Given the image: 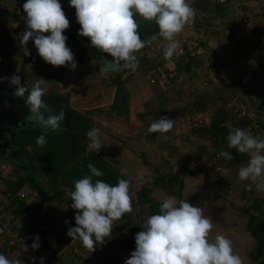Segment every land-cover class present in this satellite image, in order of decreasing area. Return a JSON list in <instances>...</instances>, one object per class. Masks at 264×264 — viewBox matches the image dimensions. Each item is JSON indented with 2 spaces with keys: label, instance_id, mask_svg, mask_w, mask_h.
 Returning <instances> with one entry per match:
<instances>
[{
  "label": "rangeland",
  "instance_id": "obj_1",
  "mask_svg": "<svg viewBox=\"0 0 264 264\" xmlns=\"http://www.w3.org/2000/svg\"><path fill=\"white\" fill-rule=\"evenodd\" d=\"M192 1L188 0V3L192 4ZM237 1L245 7H240L233 13L232 17H236L239 10L249 13L247 29L244 28L238 33L237 39L234 36H231L232 39H230L229 31H232L234 26L230 22L233 20L232 18L230 20H224L223 17L215 19V27L221 30L220 37L211 35L213 27H210L207 32L208 35H205L203 34V28L200 29V32H196L192 27L194 23L187 25L183 32L176 37L180 43V48L177 49L176 54L171 59L166 60L158 69V72L165 74L172 83L170 76H173L176 60L178 55L181 54L179 50L182 49L183 52L191 50L192 52L195 44V47H197L195 54H202L204 48L207 47L215 50L218 57L213 58L214 63H211L213 65L209 72L207 63H204L202 67L195 71L194 78L190 79L185 74L180 76L179 79H173L174 84L171 86L170 80L168 84L162 82L159 73L157 74L155 71L144 75H140L135 71L138 74L137 79L126 82L131 92L129 122L125 121L124 116H109L114 90L121 80L114 73L108 72L106 74L110 77H106L104 81H101L97 61L76 62L75 74L72 75L75 78L74 81L71 80L70 74L64 73L53 87L59 93L69 95L72 102L71 106L68 107L69 109L87 115L93 120L91 129L94 127L100 129V138L105 146L99 152L109 161L116 159L114 161L115 166L133 185L134 192L131 194L133 211L131 213L134 221L144 224L148 217L146 212H140V206L136 203V193L143 185H147L152 188L153 195L161 201L167 198H175L177 201L186 199L190 204L202 207L205 214L213 220V229L209 236L211 241L214 242L217 235H223L232 241L234 253L241 256L244 264H264V215L262 217L255 215V212H252V215H247L243 211L234 208L237 203H242L241 188L245 187L247 181H240L237 174L235 175L233 171H227L225 167L219 164H217L219 165L217 169L221 170L222 173L216 171L214 162L217 163V161L210 155L209 140L192 135L190 128L187 126L188 123L186 124L188 118L189 120L192 119L191 121L199 122V124L203 122L204 126L206 125L205 122H208L205 121L207 114L204 115V113L197 110L189 113L193 107L200 106L201 108L204 105L203 109L208 110V115L212 116L213 114L214 116L223 109L225 98L229 93L235 95V92L239 89L246 93L243 81L235 85L233 83L235 77L233 76L230 77L231 79L229 78L230 82H228L231 85H228L232 87L235 85V89L232 90L234 93L230 92L228 87L223 89L221 79L228 71L237 70L238 66L243 63L248 64L250 67L246 66L252 71L254 69L252 66L257 65L261 69H256V75L253 77L258 80L262 78L260 70H264V57L262 58L264 56V39L263 42L259 43V46L255 47L256 49L254 48L252 53L243 56V60L240 59L238 47H233L232 51L230 47L234 45L236 40L238 45L241 42L240 40L244 39L246 41L248 37L254 40V28L261 26L264 21V0H256L257 2H254V0H236L235 2ZM8 2L6 8L9 10H12L13 5L17 3L15 0H9ZM60 4L70 22L68 29L78 31L80 25L76 21L75 10L69 6L68 0H61ZM4 5L5 3L0 7V27L2 26L0 33L3 27L14 28L16 31L23 32L25 22L22 17L26 14L21 13L10 17L8 11L3 9ZM206 13L208 14V10ZM262 34L264 37V32ZM205 38L209 39L207 44L201 45ZM155 44L151 47L155 48L149 52L154 60L159 54L163 55L162 51L158 52L157 49L163 50L166 41L161 39ZM225 45L227 46L226 49ZM9 46L10 41L0 36V61L1 59L6 60L12 66V72L15 74L19 69L18 60L20 58L12 57L5 52ZM216 47L218 51H216ZM71 51L75 57L77 49ZM165 90L168 93L164 98V107H161L157 94L165 92ZM261 91L262 93H256L259 94V97L264 94L262 88ZM256 94L253 93L252 96H256ZM93 107H99L101 111L85 113L88 108ZM161 109L176 110L178 114L177 118L174 119L173 129L165 134L166 139L159 133L146 135V129L152 122L157 121L159 116L154 113L148 114L144 118L139 116V113L145 110H154L157 113ZM73 111L70 112L73 113ZM122 142H126L125 146ZM185 168L190 170L191 173L185 176L180 175L181 170ZM16 169L18 167L9 163L0 155V175L8 176L9 174L11 176V173ZM19 170L22 169L19 168ZM220 173L221 175H219ZM162 175L169 181L172 191H175L182 182V199H177L171 194L164 195L160 192L155 184V179H160ZM229 181L238 184L237 191L233 192L232 195H227L224 191L226 189L225 185ZM23 192L26 194L25 197L29 199L34 195L38 199L43 198L47 205L43 216L52 221L51 226L55 231L53 236L55 246L53 249H49L50 264H124L130 253L135 250V238L133 237L130 242H126L125 230H120L119 222L116 221L111 238L104 245H97L94 252H88L79 240L72 239L67 235L68 228L65 226L64 220L61 219V215L60 221L54 217L62 214L63 208L48 188L38 193L30 187H25ZM22 217L25 220L27 216L23 215ZM253 218L260 221V223L262 222L263 225L257 226L254 224L252 222ZM13 257L7 258L14 260L18 257L23 264H31L20 258L19 254Z\"/></svg>",
  "mask_w": 264,
  "mask_h": 264
},
{
  "label": "clouds",
  "instance_id": "obj_2",
  "mask_svg": "<svg viewBox=\"0 0 264 264\" xmlns=\"http://www.w3.org/2000/svg\"><path fill=\"white\" fill-rule=\"evenodd\" d=\"M75 9V17L80 25L78 35L87 37L90 46L111 57V64L135 71L139 66L136 53L151 46L158 37L166 41L162 53L165 60L171 59L180 48L176 37L185 26L194 23L195 8L188 0H68ZM22 17L25 30L20 35L19 45L24 56L31 55L27 48L29 40L34 42L37 54L53 67L65 66L70 70L77 67L74 54L66 45L67 36L63 33L69 28L59 0H25ZM20 9H17L19 14ZM139 16L146 22H154L158 33L148 39L139 34ZM45 33H48L45 35ZM14 86L13 95L23 99L29 114L27 122L40 127L50 134H60L65 130L63 124L65 111L57 112L55 107L45 102L46 80H36L31 89L21 82L19 75L0 77ZM174 127V120L161 115L146 129V135L159 133L166 139V133ZM87 148L98 153L103 146L99 128H92L86 134ZM47 143L40 135L36 139L38 147ZM227 148L241 154H248L249 161L238 170L240 181H250L245 187L252 190L253 185L264 193V139L253 136L240 127L232 128L227 136ZM218 157L233 159L229 151L221 149ZM91 175L73 182L72 189H66L71 198L70 207L76 210L75 226L70 227L67 235L79 240L90 253L97 245H104L111 238L113 226L125 214L133 211L130 194V181L118 179L115 185L101 179L93 182V176L101 177L103 171L92 163L87 165ZM18 227H21L18 225ZM213 220L205 210L175 198L162 200L159 213L147 217L143 230L135 234V250L124 264H244L243 259L233 251L232 241L217 235L214 242L209 239ZM3 231V229H0ZM39 236L29 246L23 242L22 252L29 247L39 248ZM30 259L34 260V257ZM0 264H23L18 259H8L0 254Z\"/></svg>",
  "mask_w": 264,
  "mask_h": 264
},
{
  "label": "trees",
  "instance_id": "obj_3",
  "mask_svg": "<svg viewBox=\"0 0 264 264\" xmlns=\"http://www.w3.org/2000/svg\"><path fill=\"white\" fill-rule=\"evenodd\" d=\"M8 1L9 0H0V7H2L1 5L5 3V7L3 9L8 11L10 17L18 15L17 9H20L19 14L24 13L22 10V5L25 0H15L17 3L13 5L14 8H12V10L6 8L7 3H9ZM196 1L198 3L210 2V6L208 8V14L202 11L195 12L193 25L194 31L200 32V29L203 28V34L208 35V29L210 27H215V19H221L222 17L224 18V20H230V18L233 19L232 21H230L232 26L234 25L233 30L229 31L230 39H232L231 36H233L235 31L241 30V23L238 17H232L233 13L236 12L240 7H245L241 4L237 5L236 3L238 1ZM59 2L61 3V0H59ZM136 20L139 24V34L142 39H148L152 35L158 33V27L154 22H146L139 16H136ZM213 28L211 29V35L220 37L221 30L217 29L216 27L214 29ZM15 32L17 31L14 28L8 29L3 27L0 36H3L5 38L8 37L9 39L14 38ZM262 32H264V21L261 26H259L258 28H254V40L253 38L248 37L246 41L244 40L243 42H240L237 47L240 52L241 60H243L244 57L249 53H252L254 48L257 47L260 42H263L264 37L262 36ZM47 34L48 33H45V35ZM63 34L67 36L66 45L71 50L77 49V54L74 57L76 62H98V60L102 58L110 57L99 51L98 49L91 47L89 39L87 37L79 36L78 31H71L69 29H66ZM161 39L162 38L158 37V39L153 42L152 45H156L155 43ZM207 40L209 39L205 38L204 42L201 43V45H206ZM152 45L146 46L144 49L136 53V56L139 60V66L135 71L140 75L147 74L151 71H155L158 74L159 66L166 62V60L163 58V55L160 54L156 57V60L152 58V55L149 54V52L155 48H151ZM33 50H30L31 55L24 56L23 50L20 48V45L16 46V51L14 54H12V57L15 56L16 58H20L18 60V71L14 74L11 69L12 66L8 64V62L0 61V77L10 78L13 75H19L21 77V82L28 89H31L33 83L42 77L46 80V86L49 85L47 87V93L44 98L45 102L49 105L51 103H57L59 105L61 104L65 108H68L72 103L69 95L59 93L55 89V87H53L58 79H60L62 75H64L68 67H53L52 65L46 63L37 54L36 48L34 51ZM157 50H159L158 52L162 51V49L160 48ZM215 57H218L215 50H212L208 47L204 48V52L202 54H192L191 50L184 51L183 53L179 54L178 59L175 63L176 67L174 68V74L173 76H170V78L172 79V83L171 80L168 79L170 80L171 86H173L174 84L173 79H179L180 76H183L185 74H187L190 79L194 78L195 71L202 67L204 63L209 62V60ZM38 61H40L39 65L37 64ZM246 65L248 64L243 63L238 66L237 70L228 71L221 79L223 89L228 87V89H230V92L233 93L234 91L232 90L235 89V85L243 81V83L245 84L246 93L240 89L235 92V95L229 93L225 98L223 109L220 112L216 113L214 116L212 114L210 124L201 128H194V126L190 127L192 135H195L197 138L209 140L211 148L209 149L210 155L213 159H216L217 164L225 167V169H227V171L229 172L233 171L235 175H238V169L244 163L248 162V157L247 154H241L235 149L227 148V136L229 131L233 127L228 128L221 123L227 118L225 107L228 100L238 99L243 102H247L249 107H251L252 110L261 118V122H264V94H262V96L260 97L259 94H256L262 93L261 81L253 77L254 75H256L255 72L258 70V67L257 65L252 66L254 67V69L251 68V71L249 70L250 66L248 65V67ZM231 76L235 77L233 81V83H235L234 87L230 86L231 83H228L230 82L229 78ZM5 81L8 80H3L0 82ZM167 93L168 91L165 90V92H160L159 94H157L161 107H164V98ZM253 93H255L256 96H252ZM130 100L131 92L127 86V83L123 80L119 81L114 90L113 100L109 108V116H124L125 121L129 122ZM203 108L204 105H202L201 108L200 106H195L190 110L189 113H192V111L195 110L204 114L208 112V110L206 111ZM70 111L73 110L70 109L69 112ZM93 111H101V109L99 107L88 108L85 113L88 114ZM151 113H154L158 116V111L156 113L154 110H145L139 113V116L141 118H144ZM238 114L239 113H237L236 115L235 126L244 129L247 124V119L245 117H239ZM72 117L73 125H75L73 128L75 133H71V131L68 130L66 132L67 134H50L47 132H41L34 128L17 130L16 139L20 143L24 152L29 156L30 164L25 168H22V170H19V168L16 169L11 173V176L9 175V177L3 179V190L0 189V194H9L11 196L10 211L16 216H27L25 220L23 219L22 221H19L17 225L13 227V230L15 232H19L23 236L38 235L41 247L48 249V251L49 249L54 248L55 241L53 238L54 233L51 230L52 221H48L47 218L43 216L47 208L45 200L43 198L38 199L37 197H34V194V196L31 195L32 197L30 199L25 196L24 198H19L16 196L18 191L23 190L25 187H30L35 192L37 191L38 193H41L44 189L48 188L51 191L52 196L57 200L58 204L62 206L63 216L61 217V219L64 220L65 226L69 229L70 227L75 226L74 215L76 210L70 207L71 198L66 195L65 190L72 189L74 187L73 182L75 180L83 178L86 175H91L89 169L87 168V165L89 163H92L95 167L102 170L104 173V175L101 177L93 176V182L96 179H101L106 183L115 185L118 179H127L126 176L120 172L118 167L115 166L114 161H116V159L109 161L100 152L96 153L95 151H90L87 148L88 139L85 134L91 129L93 120L87 115H82L74 111L72 113ZM110 134L112 135L111 132ZM40 135H43L47 141L44 147H38L36 144V139ZM124 144H126V142L123 143V145ZM221 149L229 151L232 154L233 159L225 160L224 158L218 157V152ZM190 173L191 171L185 168L181 170L180 175L185 176ZM247 182L250 183V181ZM247 182L246 184H248ZM155 184L158 186L162 194H171L174 195V197H177V199H182V182L179 184L178 188L175 191L173 190L174 192L171 190L172 186L170 185L169 181L166 180V177L164 175H162L160 179H155ZM130 185V194H132L134 192V188L131 182ZM237 185L238 184H236L235 182L229 181L226 183V189L224 191L227 193V195H232L233 192L237 191ZM241 189V200L243 201L244 199H247V201L245 203H237L234 208L243 211L247 215H252V212H257L258 215L262 217L264 215L263 193L258 192L254 185L252 187V190H247L246 187ZM248 200L251 201L248 202ZM161 202V199H158L153 195L152 188L147 185H143L136 193V203L140 206V212H146L147 216L158 214L159 205ZM29 210H32V213L30 215H27V212ZM118 222L120 230H125L126 242H130L131 238L135 237V234L137 232L143 230V223L134 221L132 218V213L125 214L122 219L118 220ZM252 222L257 226L264 224H262V222L260 223V221H257L254 218ZM20 223L21 227H18ZM0 254H4L8 258H14L13 256L16 255L15 247H6L4 243L0 242Z\"/></svg>",
  "mask_w": 264,
  "mask_h": 264
},
{
  "label": "built area",
  "instance_id": "obj_4",
  "mask_svg": "<svg viewBox=\"0 0 264 264\" xmlns=\"http://www.w3.org/2000/svg\"><path fill=\"white\" fill-rule=\"evenodd\" d=\"M245 1H247V0H245ZM238 2L236 3L237 5H239ZM241 5H243V4H241ZM248 15H249V13L247 11H244V10H239L236 13V16L238 17V19L241 23L240 24L241 30H237L233 34V36L236 39H237V34L240 33V31L244 30V28L247 29L246 26L249 24ZM20 35H21V32L17 31L14 33V38L9 39L10 46L5 50V52L10 54L11 56H12V54L15 53L16 46L19 45ZM196 37H197V34L195 36V40H196ZM240 41H244V39H242ZM237 42L238 41L236 40L234 42V45H232V47H230L231 51L233 50V47L238 46ZM254 43H256V42H254ZM239 44H240V42H239ZM258 46H259V44H258ZM27 48H29L30 50H33V49L35 50L34 42L32 40L28 41ZM226 48H227V46L225 45V49ZM196 49H197V47H195V44H194V49H192L193 51L191 53L195 54ZM179 51L181 53H183L182 49H180ZM216 51H218L217 47H216ZM196 53H199V52H196ZM1 61L5 62L6 60L1 59ZM212 62H213V59H211V60H209V62H207L208 72L212 68V65H213V64H211ZM249 64H252V63H249ZM258 69H261V68L258 67ZM68 70L70 72L74 71V70H70L69 68H68ZM260 72L262 73L261 74L262 78L259 80L260 81L262 80L261 88L264 90V70H260ZM159 78L162 82H164L166 84L169 83L168 77L165 74H160V72H159ZM225 111L227 113V118L225 121H222L221 124H223L224 126H227L228 128H230V127L235 128L236 127L235 126L236 115H237V113H239L238 114L239 117H245L247 119V124H246L244 130L249 131L255 137H259L261 139H264V122H261V118L252 110L251 107H249L247 102H243V101L238 100V99H229L227 104H226ZM205 114H207L205 121L209 122V123L205 122V124H206L205 126H207L208 124H210L212 116L208 115V112H206ZM191 120H189V118L186 120V124L188 123L187 126L189 128L193 127V126H194V128L195 127L201 128L204 126L203 122H200L201 124H199V122H197L195 120L194 121H191ZM193 123H195V124H193ZM247 157H248V161H249L250 157L248 154H247ZM247 163L248 162L244 163L242 166H245ZM214 164H215L216 171L221 172V170L217 169V168H219V165H217V163H215V162H214ZM0 176H1L0 177V189L3 190V186H2L3 179L9 177V174H8V176H2V175H0ZM263 195H264V193H263ZM16 196L19 198H24L25 193L23 192V190H20L17 192ZM246 201H247V199H244L242 201V203H245ZM250 201L251 200H248V202H250ZM10 205H11V196L9 194H6V195L0 194V229H3V231H0V242L4 243L6 245V247L14 246L16 254H19V257L24 259V261H27L31 264H50V252L48 251V249L41 247L40 241H38V243H39L38 249L33 250V249H31V247H29L27 252H22L21 245L23 244V242L30 246L34 242L35 236H30V235L29 236H23L19 232H15L13 230V227L15 225H17V223L19 221H22L23 217H22V215L20 217V216H16L15 214H13L10 211ZM31 213H32V210H29L27 212V215H30ZM255 215H258V213L255 212ZM31 257H34L35 259L32 260V259H30Z\"/></svg>",
  "mask_w": 264,
  "mask_h": 264
},
{
  "label": "water",
  "instance_id": "obj_5",
  "mask_svg": "<svg viewBox=\"0 0 264 264\" xmlns=\"http://www.w3.org/2000/svg\"><path fill=\"white\" fill-rule=\"evenodd\" d=\"M210 6L209 2L195 5L198 11L207 12ZM111 57H105L98 60V70L102 77L106 73H114L119 80L128 82L136 80L138 74L134 71L124 69L120 65L111 64ZM14 86H10L8 81L0 82V146L8 151L6 158L9 159L16 167L24 168L30 164L29 156L24 152L20 143L16 139V131L19 129H37L41 132H47L40 127L34 126L25 119L29 114L23 99L15 97L13 92ZM171 111L170 109H162L159 114ZM176 111V110H173ZM48 133V132H47ZM63 213L61 214V217Z\"/></svg>",
  "mask_w": 264,
  "mask_h": 264
},
{
  "label": "flooded vegetation",
  "instance_id": "obj_6",
  "mask_svg": "<svg viewBox=\"0 0 264 264\" xmlns=\"http://www.w3.org/2000/svg\"><path fill=\"white\" fill-rule=\"evenodd\" d=\"M54 106L55 107V110L57 111V112H59L60 110H64L65 111V120H64V122H63V124H64V126H65V130L63 131V132H61V133H66L68 130H70L71 131V133H75V131L73 130V128H74V126L75 125H73V121H72V113L71 112H69V108H65L63 105H59V104H57V103H55V104H53V103H51L50 104V106ZM162 110V109H161ZM159 111V110H158ZM161 115H167L169 118H171V119H175V118H177V116H178V114H177V112L176 111H173V110H171V111H169V112H165L164 114H159V112H158V116H159V118H160V116ZM17 132V131H16ZM68 133H70V132H68ZM67 134V133H66ZM8 150L7 149H5L3 146H0V155L3 157V158H5V160H7L9 163H11V164H13L9 159H7L6 158V152H7ZM60 215L61 214H59V215H57V216H54L55 218H58V220H59V218H60ZM48 221H50V219H47ZM58 225V224H57ZM51 230L53 231V233L55 232L54 231V228L51 226ZM55 230L57 231V229L55 228ZM55 234V233H54Z\"/></svg>",
  "mask_w": 264,
  "mask_h": 264
},
{
  "label": "crops",
  "instance_id": "obj_7",
  "mask_svg": "<svg viewBox=\"0 0 264 264\" xmlns=\"http://www.w3.org/2000/svg\"><path fill=\"white\" fill-rule=\"evenodd\" d=\"M258 1V0H257ZM256 0H254V2H257ZM262 1V0H261ZM192 4H190V5H193V7H194V5H198V4H201V3H198L196 0H193L192 2H191ZM203 4V3H202ZM196 10V9H195ZM197 12H199L198 10H196ZM22 26V25H21ZM23 27H25V26H23ZM5 28V27H4ZM20 28V27H19ZM183 32V31H182ZM22 33V32H21ZM7 38V40H9V38L8 37H6ZM183 38V37H182ZM264 56H262V58H263ZM261 58V59H262ZM32 62V61H31ZM38 65L40 64V61H38V63H37ZM65 73H68V74H70V78H71V80L72 81H74V76H72L73 74H75L74 73V71L73 72H70L68 69H67V71L65 72ZM99 76H100V78H101V81L103 80L104 81V79L107 77H110V75H108V74H105V76L104 77H102L101 75H100V73H99Z\"/></svg>",
  "mask_w": 264,
  "mask_h": 264
}]
</instances>
